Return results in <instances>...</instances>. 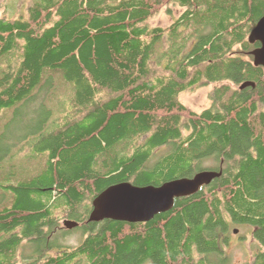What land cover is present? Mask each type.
Returning a JSON list of instances; mask_svg holds the SVG:
<instances>
[{"label":"trees","instance_id":"obj_1","mask_svg":"<svg viewBox=\"0 0 264 264\" xmlns=\"http://www.w3.org/2000/svg\"><path fill=\"white\" fill-rule=\"evenodd\" d=\"M163 7L178 15L150 25ZM263 14L264 0H34L26 16L0 18V169L15 167L14 148L35 147L41 162L0 178V264H231L244 225L264 245V70L248 40ZM58 76L73 96L56 99L49 123L42 94ZM202 85L210 105L197 112L181 94ZM40 98L44 124L12 138L6 127ZM203 170L221 174L147 222L89 221L112 184Z\"/></svg>","mask_w":264,"mask_h":264},{"label":"water","instance_id":"obj_2","mask_svg":"<svg viewBox=\"0 0 264 264\" xmlns=\"http://www.w3.org/2000/svg\"><path fill=\"white\" fill-rule=\"evenodd\" d=\"M249 42H258L259 46L250 51L255 66L264 70V16L249 33ZM255 86L245 82L241 88ZM221 172L203 170L192 177H182L166 181L159 186H138L128 181L112 184L92 200L89 221L111 219L130 223L147 222L158 213L172 208L176 198L191 195L200 186L209 184ZM63 225L69 229L77 226L75 221L64 219Z\"/></svg>","mask_w":264,"mask_h":264},{"label":"rangeland","instance_id":"obj_3","mask_svg":"<svg viewBox=\"0 0 264 264\" xmlns=\"http://www.w3.org/2000/svg\"><path fill=\"white\" fill-rule=\"evenodd\" d=\"M34 0H0V18L3 17H8V18H15L19 15L26 16L27 15V10L31 3ZM178 15L176 9H171L168 12V9L166 7H163L159 10L157 14H155L152 18L149 19V24L153 26H167L169 25L173 19ZM57 75V74H56ZM57 83H56V90L54 91L55 93H43L42 97L46 99L49 102V105L52 107V115L49 118V123L54 122L58 120V118L61 116L62 109H61V103L56 101L58 100L62 101L66 99L65 104L66 106H69V99L73 96V92L69 90L67 84L63 81L61 76L57 77ZM66 84L65 86L63 85ZM60 87V88H59ZM212 85H202L199 86L198 88L192 90V91H186L181 94V101L186 104L188 107L193 109L194 111H202L203 109L209 107L210 105V99H209V93L212 90ZM71 96V97H70ZM42 98L36 100L35 102L32 103V105L25 107V109H22L21 112L18 114L17 118V124H11L6 127L7 133L14 138L12 135H14L15 127L19 126L21 127V124L24 123L25 126L27 125L28 128L32 132V130H37L40 127V124L43 123L44 119L46 118L45 114L40 112V102ZM64 104V105H65ZM14 113V109L10 108L7 109V111H3L2 114H4L6 117H12ZM31 118H34L33 125L30 126L32 123L30 121ZM46 123V122H45ZM44 124V123H43ZM48 124V123H47ZM4 126L0 127V134L1 131H3ZM26 129V128H25ZM25 129H22L18 131L19 135H22L28 130L24 131ZM4 132V131H3ZM29 132V133H30ZM16 134V133H15ZM8 144V142H7ZM35 147H32L31 150L27 149V151H24V153H19L17 150L14 148L11 150L12 153L15 154L16 161H15V167L14 168H9L8 165L4 169H0V178L5 176L10 170H12L14 173L18 176L23 175L22 173H26L25 171L32 170L34 171L38 166H41L40 161H31V159L34 157V154L36 153ZM7 149H2L0 151V155L5 154ZM44 161L43 159H40ZM214 164L208 163L205 164L204 166H207L210 168ZM62 223V221H61ZM238 233L239 235H247L249 238L251 228L248 225L244 226H239L238 227ZM242 241L240 243H235V241H231L230 245L226 247L227 253L231 257V264H245L247 261L250 259L247 257V254H245L244 249L246 248H251V240L246 242V239L244 240L241 238ZM80 241V233L75 232L72 233L67 239L64 241L68 245H77Z\"/></svg>","mask_w":264,"mask_h":264},{"label":"flooded vegetation","instance_id":"obj_4","mask_svg":"<svg viewBox=\"0 0 264 264\" xmlns=\"http://www.w3.org/2000/svg\"><path fill=\"white\" fill-rule=\"evenodd\" d=\"M251 228V232H250V235H249V238L247 235H239V234H232V240L235 241V243H240L242 241L241 238H243L244 240L246 239V242H248L249 240H251V244H252V247L251 248H245L244 249V252L245 254H247V257H249L250 259L247 261V263H252L254 261L257 260V256L260 254V253H263L264 252V245L260 244L259 240L254 237L252 231L254 229L253 226H249Z\"/></svg>","mask_w":264,"mask_h":264},{"label":"bare ground","instance_id":"obj_5","mask_svg":"<svg viewBox=\"0 0 264 264\" xmlns=\"http://www.w3.org/2000/svg\"><path fill=\"white\" fill-rule=\"evenodd\" d=\"M263 16H264V14L261 16L260 19H262ZM260 19H259V20H260ZM259 20H258V21H259ZM258 21H257V22H258ZM248 40H249V36H248ZM255 48H256V47H255ZM253 63H254V62H253ZM246 82H251V81H246ZM243 84H245V82H243V83L240 85V87H239L240 89L245 88V87L241 88V86H242ZM246 87H248V86H246ZM199 172H200V171H199ZM194 175H195V174H194ZM216 178H217V177H216ZM214 179H215V178H214ZM206 185H208V184H206ZM202 186H203V185H202ZM200 187H201V186H200ZM101 221H102V220H101ZM93 222H94V221H93ZM76 223H77V222H76ZM62 224H63V223H62ZM234 233L237 234V233H238V230H234Z\"/></svg>","mask_w":264,"mask_h":264}]
</instances>
